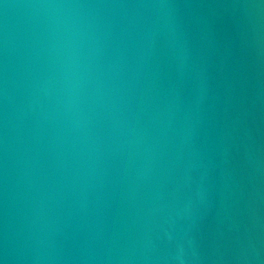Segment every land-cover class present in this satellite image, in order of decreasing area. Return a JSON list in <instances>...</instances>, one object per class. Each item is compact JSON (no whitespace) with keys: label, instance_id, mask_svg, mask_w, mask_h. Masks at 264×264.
<instances>
[{"label":"water","instance_id":"95a60500","mask_svg":"<svg viewBox=\"0 0 264 264\" xmlns=\"http://www.w3.org/2000/svg\"><path fill=\"white\" fill-rule=\"evenodd\" d=\"M0 264H264V0H0Z\"/></svg>","mask_w":264,"mask_h":264}]
</instances>
